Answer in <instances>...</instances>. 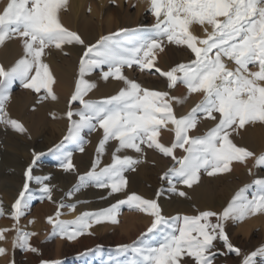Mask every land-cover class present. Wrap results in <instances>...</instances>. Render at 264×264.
Returning a JSON list of instances; mask_svg holds the SVG:
<instances>
[{"label":"snow or ice","instance_id":"6c2138e0","mask_svg":"<svg viewBox=\"0 0 264 264\" xmlns=\"http://www.w3.org/2000/svg\"><path fill=\"white\" fill-rule=\"evenodd\" d=\"M67 9L68 0H7L0 10V45L12 38H19L23 45V56L11 67L0 65V123L25 132L24 125L11 119L4 110L13 83L19 81L23 88L36 93L43 89L48 97L56 100L55 77L44 59L47 50L54 47L63 52L67 45L83 46L75 90L66 113L69 126L64 139L81 143L82 132L95 131L97 127L103 130V136L91 170L78 177L68 196L87 186L109 189V195L124 191L128 183L125 173L135 170L140 161L120 153L131 149L142 154L144 145L174 161L162 177L168 179L173 192H177L173 178L191 188L200 180L202 170L208 176L229 173L233 162L246 163L248 159L254 160L255 167H264V153L257 155L238 146L231 138L248 124H264V0H148L154 23L144 28L142 34L140 29L120 28L100 36L93 44H86L77 32L62 23L61 12ZM193 25L203 30V38L193 33ZM165 41L186 47L193 58L168 70L157 67L156 53L164 51ZM226 61L235 67L229 68ZM133 66L141 71L154 68L166 78L169 89L182 84L189 95L200 94L202 99L187 114L177 115L173 102L184 100L129 79L124 69ZM97 69L101 70L104 80L111 77L123 82L117 94L100 100L86 99L96 85L85 77ZM75 102L80 108L73 110L71 105ZM74 116L79 119H73ZM202 118L216 121L215 126L203 135H190ZM168 125L174 133L170 145L158 139L160 130ZM112 140L118 142L112 162L100 167V156ZM176 149L183 150L184 155H175ZM79 150L83 151V147ZM39 155L33 154V164ZM59 159L66 171L74 168L71 152H62ZM249 174H252L251 168ZM24 176L22 190L10 213L15 231L12 245L37 253L38 249L30 243L36 233L22 230L19 221L33 199L30 182L42 185L41 191L49 200L51 187L42 178L33 176L32 165ZM253 186L255 190L249 196ZM178 195L183 197L186 193L179 191ZM122 205L152 217L140 238L132 244L117 246L118 253L130 254L123 264H185V257L193 264H214L217 240L223 241L228 252L241 254L231 243L225 224L264 214V178L254 179L251 185L237 190L220 212L203 210L195 215L166 218L157 200L129 193L106 209L86 211L72 220L60 219V209L75 211L76 204L60 203L54 217L49 216L47 222L52 226L53 236L72 241L91 234L90 229L96 224L118 223ZM4 214L0 207V216ZM8 231L0 229V241L7 239ZM153 233L159 235L158 240L145 239ZM7 251L0 247V256ZM41 264L60 262L41 261ZM111 264L121 262L114 260ZM242 264H264V246L244 254Z\"/></svg>","mask_w":264,"mask_h":264},{"label":"rangeland","instance_id":"374dc122","mask_svg":"<svg viewBox=\"0 0 264 264\" xmlns=\"http://www.w3.org/2000/svg\"><path fill=\"white\" fill-rule=\"evenodd\" d=\"M149 15L150 13L147 7L146 11L144 12V16L149 17ZM150 25V21H147L146 24H144V28ZM144 28L131 29H140L142 34V30ZM131 35L132 34H130V36ZM19 41L18 43L21 44ZM170 46L178 51L180 50L184 52L185 50H188L184 46H182L181 49H177L179 46L175 44H169L166 41L164 43V50ZM54 49L55 48L53 47L47 50V52H52ZM160 53L165 55L164 51H157V57ZM22 56L23 53L17 58V60ZM192 58L193 56L190 55L188 60L187 58L184 60H186L185 62H188ZM185 62L182 61L179 63ZM97 71L98 70H95V72ZM132 72L134 75H137L138 72H140L141 75L152 79L153 81H158L161 78L160 74L156 73L154 68L152 70L141 71L140 69H137L133 66ZM179 86L183 89H186L182 84H179ZM21 90H23V88L20 82H14V86L11 88L10 92L12 97L10 96L9 99L13 100L14 97H18L24 93V91ZM30 91V94H32L30 96L31 101H29V105L27 104L29 107L26 105L24 108V110L27 108V112L26 110L24 111L22 109L15 110L14 112L8 110L10 104L8 101L4 106V110L8 116L11 119L22 123L26 131L21 133L10 125L0 123V207L3 208L5 213L4 216H0V224L9 226V231L5 233L9 236V244L7 246L8 251L6 254V260L3 261L2 264H41V261H59L60 264H111V262L114 260H119L121 264H123L130 254L125 255L118 253L117 246L132 244L133 241H136L141 237V233L146 232L152 220V217L149 215L140 211L131 210L127 205H122L117 216L118 223L114 224L109 221H104L100 224L94 225L90 229L91 234H85L75 240L69 241L67 239H62L59 236H53L51 234L52 226L47 222V218L49 216L54 217L57 211V205L60 203L76 204L75 211H70L66 207L60 209V219L63 220L75 219L76 216L86 211L95 212L100 209H106L109 206L116 204L119 200L125 199L126 194L129 193H137L146 199L157 200V203L161 209V214L166 218L175 217L177 215H195L198 213V211H202L193 205L190 197L188 198V196H190L188 187L177 183L175 178H173L172 182L176 184L177 187V192H173L171 191V185L168 183V179H162L168 169L173 166L174 161L170 157H165L159 152V154L156 152V155H159L158 157L160 159L164 158L163 160L168 162V166L167 168L165 167V169H162L160 166L155 164L156 162L151 160L145 154L132 156L134 159H139L140 162L135 165V170H128L125 173V176L126 178L133 177L135 184L132 186L128 185L123 192L109 195V189L87 186L82 188L80 191L75 192L72 196H68L67 193H69L77 184L78 177L91 170L92 164L97 158L96 150L99 145V141L102 139L103 130L99 129L98 127L95 131L85 129L82 132L83 140L81 143L65 140L64 137L67 135L69 126V120L67 116H64V119L57 117V114L47 109V106H52V103H48L47 98L44 99L45 97L43 96H47V94L44 92L45 90L42 89L40 93H36L32 90ZM86 99L97 100L89 96H87ZM40 107H46L47 112L45 111L44 118H42L43 120L38 124V135H31L29 131V125L31 122L30 116L32 117L33 115H36V112ZM71 107H73V110H76L80 108V105L78 102H75L71 105ZM22 111L24 112L21 113ZM31 113L32 115H30ZM20 114H23L22 117ZM50 115H53V117ZM51 118H53V120H51ZM45 120L47 123H45ZM52 123L53 125L58 123L57 126L60 128L63 126L62 128L66 130V134L62 137V139L59 138L54 141L53 136L50 134L52 130L51 128L53 127ZM212 127L203 129L200 131V133L193 134V136L203 135ZM259 131L263 130L260 129L257 132ZM164 132V128H162L160 130V134L162 135ZM93 136L96 137L93 138ZM173 139L174 136L171 138L169 145ZM159 140L161 142L160 138ZM114 142V148H116L118 146V142ZM80 147H83V152L79 150ZM142 147L147 148L146 145ZM50 149H52V151H49ZM32 151H34V153L41 154L39 155L35 164H33L34 153ZM113 151L108 150L105 146L103 156H100V167L108 165L112 162ZM29 152H31V154ZM62 152L72 153V163L74 165L72 170L66 171L63 167H61V160L59 159V156ZM179 152L180 149H176L175 155L180 156ZM261 153H264V143L262 145L261 151L257 155ZM28 154H30V157ZM120 154L129 155L128 151ZM234 164L235 163L233 162V165ZM236 164L241 165L239 162H236ZM29 165H32L33 176L42 178L44 183L51 187V200H49L41 191L42 185L37 184L35 181L30 182L29 187L33 199L30 201L29 208L25 211L24 216H22L19 221V227L24 228V231L36 233V235L31 238L30 243L33 247L38 249L37 253L25 251L19 247L13 248L12 245L15 231L13 229L14 221L10 216L11 208L12 204L18 197L19 192L22 190L23 184L25 182L24 173ZM233 165L232 167L235 170L236 167ZM257 168L261 170V173L264 174V167ZM224 175L219 174L216 176H208L207 173L203 172V170L201 171L200 178L204 179L205 183H207L209 187L217 190H214L215 200H218L223 194L222 192H219L218 189H220L221 186H224L223 184L226 185L227 183L231 182V177L229 174L225 173ZM251 184L252 182H250L248 185ZM239 185L240 186L237 188V190L244 186V184ZM254 190V186L253 188L249 189V196ZM179 191H184L186 196L182 197L178 195ZM235 192L232 194V196L235 194ZM158 193L159 195H157ZM232 196L227 198L225 197L223 201L216 203L215 207L209 210L216 212L222 211ZM54 203L58 204L53 205ZM53 207H55V210L54 212L50 213L49 210H53ZM182 207L186 208V210H181ZM262 217L264 219V214H262L261 219ZM238 223L239 222L233 221L226 222L225 230L231 243L234 245V247L241 250V254L236 255L235 253L228 252V250L224 247L223 241L217 240L214 242L216 245V249L214 250L216 251L214 264H242L244 254L251 253L257 248L264 246V233L262 232V226L260 224L253 225L248 229L239 230L237 229ZM34 226L36 229L32 231L31 228ZM145 239L156 241L159 239V235L155 233L148 234ZM185 264H193V262L190 258L185 257Z\"/></svg>","mask_w":264,"mask_h":264},{"label":"bare ground","instance_id":"6f19581e","mask_svg":"<svg viewBox=\"0 0 264 264\" xmlns=\"http://www.w3.org/2000/svg\"><path fill=\"white\" fill-rule=\"evenodd\" d=\"M6 2L7 0H0V10L3 9ZM147 5L148 0H115V2H113V0H68V9L67 11L61 12V20L66 27H68L72 31L77 32L86 44H93L96 42V40L99 39L100 36L115 32L120 28H144V24H146L147 21H150V24L154 23V17L151 14L149 15V17L144 16V12L148 7ZM192 31L194 34L202 38L205 36L203 30L197 25L192 26ZM19 40L20 39L18 38L8 39L2 45H0V65L11 67L17 61V58L23 53V45ZM18 41L21 42V44L18 43ZM170 47L164 50L165 55L160 53L157 57V60H159L156 61V65L162 70H168L179 62H185L186 60L184 59L187 58L188 60L189 56L192 55L190 50H185L184 52L179 50V52L175 48ZM181 47L182 46H179L177 47V49H181ZM83 50L84 48L81 45H67L64 47L63 52L59 49H54L52 52H47V55L44 58L45 61L50 65L51 71L55 77V84L53 85V89L55 95L57 96V99L52 100L51 97H43H45L44 99L47 98L48 103H52V106H47V109L57 114V117L64 119V116H66V113L69 110V100L75 90V84L79 72V59L83 53ZM226 63L229 68L235 67L232 62L226 61ZM136 68L139 69L138 67ZM97 70V72L94 71L93 73L85 77L96 85V87L91 92H89V97L100 100L117 94L118 91L124 86L123 82L115 80L111 77L108 80H104L102 78L101 70ZM106 70L107 69L105 68V71ZM139 73L140 72H138L137 75H134L132 72V68L124 69V74L129 79L136 80L145 88L158 91H168L171 96L181 97V99L184 100L183 103H176L175 101L173 102V108L177 115L187 114L202 99L200 94L194 93L189 95L187 89L181 88L179 84L176 87L169 89L167 87L166 78L164 77L160 76V80L153 81L152 79L146 78L145 76L141 75V73ZM13 86L14 83L12 87ZM21 91H24V93H22L18 97L13 96V100H8V103H10L8 110L13 112L15 110H24L26 105H29V101H31V91L25 88H23V90ZM44 92L46 93V91ZM24 111H22L21 113H23ZM45 111L46 107H40L36 112V115H33L32 117L30 116L31 122L29 125V131L31 135H38V124L43 120L42 118H44ZM30 115H32V113ZM53 115L50 116L53 117ZM74 119H79V117L74 116ZM51 120H53V118H51ZM45 123H47V121ZM53 123L50 134L53 136L54 141L59 138L62 139V137L66 134V130L62 128L63 126L61 128L57 126L58 123L56 125H53ZM215 123L216 121H213L211 119L202 118L198 123L197 128L190 132V135L200 133L201 130L208 129L209 127L214 126ZM171 127V125H168L167 128H164L165 132L162 135L160 134L161 136L159 135L161 142L166 145H169L171 138L174 136V133L169 131ZM260 129L263 131H259L260 133L257 132ZM95 137L93 136V138ZM231 138L238 146L246 147L250 151L258 154L261 151L262 145L264 143V124H261L259 122L248 124L245 126V128H243V130L238 129L237 132H234ZM114 141L115 140L111 142L109 141V143L106 145V148L108 150L113 151L115 149ZM143 149L144 151L142 154H145L151 160H154L156 162L155 164L160 166L162 169H165V167L167 168L168 162L164 161V158L160 159L158 157L159 155H156V152L158 153V151L146 147ZM125 151H128V154L131 156L140 154L131 149L123 150L121 153H125ZM32 152L34 153V151ZM29 153L31 154V152ZM30 154H28V156ZM179 154L180 156L183 155V150L180 149ZM234 163L236 167L235 170L232 167L233 171L228 173L231 177V182L227 183L226 185L223 184L224 186H221L220 189H218L219 192L223 193L218 200H215L214 198V190L216 189L209 187V185L205 183L204 179L200 178L197 184H194L191 188H189L188 192L190 196H188V198L190 197V200L193 202V205L197 209H201L202 211L209 210L215 207L216 203L223 201L225 197L227 198L232 196V194L240 186L239 184H250V182H252L254 179L264 178V174L260 172L261 170L254 166L253 159H248L246 163H240L241 165H237L236 162ZM250 168L252 169L251 175L249 174ZM237 179L239 183L237 182ZM127 182V186H132L133 184H135L133 177L127 178ZM56 204L58 203H54L53 205ZM54 208L55 207H53V210H49L50 213L54 212ZM181 210H186V208L182 207ZM261 216L262 214H258L245 218L243 221L238 223L237 229L244 230L250 228L253 225L260 224L262 226V232L264 233V219L263 217L261 219ZM8 228L9 226L0 224V229ZM21 229L24 230V228ZM35 229V226L31 228L32 231ZM5 235L7 239L0 241V247L8 249L7 246L9 244V236L7 234ZM5 260L6 255L0 256V264H2Z\"/></svg>","mask_w":264,"mask_h":264}]
</instances>
